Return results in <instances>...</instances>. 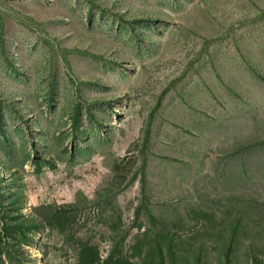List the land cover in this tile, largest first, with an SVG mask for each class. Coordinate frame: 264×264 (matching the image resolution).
I'll return each instance as SVG.
<instances>
[{"label":"rangeland","instance_id":"1","mask_svg":"<svg viewBox=\"0 0 264 264\" xmlns=\"http://www.w3.org/2000/svg\"><path fill=\"white\" fill-rule=\"evenodd\" d=\"M164 237L264 264V0H0V264Z\"/></svg>","mask_w":264,"mask_h":264},{"label":"trees","instance_id":"2","mask_svg":"<svg viewBox=\"0 0 264 264\" xmlns=\"http://www.w3.org/2000/svg\"><path fill=\"white\" fill-rule=\"evenodd\" d=\"M72 211L65 210L64 212L60 213L58 217V224L61 228H64L71 224L74 221V216L71 214ZM52 215L57 216L55 213ZM52 215L50 218H52ZM71 215V216H70ZM49 222V220H47ZM3 229H8L12 226V224L8 222L2 223ZM235 233H232L231 241L228 244L227 248L224 252V259L230 263V258L232 254L233 248V238L235 237ZM149 242V241H148ZM165 244L169 249L170 254V261L169 264H185L183 259L184 257L177 256L175 252H173V246L175 245L174 238H169L166 241V238H163L162 242H156L153 240L151 243H148L145 246H138L135 248L136 256L139 257V261L132 262L129 257L125 255L119 254L122 251L117 250V246H115L114 251L108 254L105 258H99L98 252L95 248H92L86 244H82L79 241V248L77 249L76 253V264H168V259L165 256L164 249ZM197 254L195 256V261L192 264H201L204 261L205 253L201 248H197ZM187 264V263H186Z\"/></svg>","mask_w":264,"mask_h":264}]
</instances>
